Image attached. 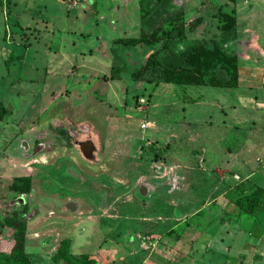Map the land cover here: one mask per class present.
<instances>
[{
	"label": "rangeland",
	"instance_id": "374dc122",
	"mask_svg": "<svg viewBox=\"0 0 264 264\" xmlns=\"http://www.w3.org/2000/svg\"><path fill=\"white\" fill-rule=\"evenodd\" d=\"M92 1L12 0L5 5L0 0V105L10 112L0 120V226L18 206H27L25 250L33 264H68L66 251L80 258L87 253L99 263L127 264L131 261L124 256L118 260L117 251H186L188 225L204 241L207 221L217 218L231 227L236 222L227 215L229 208H220L222 187L213 186L215 175L206 170L186 173L184 166L172 168L187 165V160L177 158L185 157L183 147L204 144L209 108L181 98L173 104L158 96L169 89L156 91L157 84L130 80L128 67L143 63L159 43L138 45L129 54L115 45L111 52V43L106 46L104 41L137 34L133 24L138 0H96L100 15L90 7ZM147 1L143 0L142 14ZM218 7L228 11L232 4L181 0L186 29L203 16L187 31L186 43L196 39L211 43L218 33L213 17ZM114 11L117 15H112ZM22 30L27 35L20 39ZM97 45L101 53L110 55V62L94 61ZM90 48V59L77 54ZM113 56L120 80L107 79ZM186 89H197L195 93L201 95L228 91L210 86ZM161 99L164 104L158 102ZM187 120L199 122L190 129L202 133L197 144L185 143L186 137L179 141L187 130L180 129L181 123ZM157 122L162 124L159 130ZM172 130L175 134H170ZM34 134L43 147L27 151L22 142L30 144ZM19 176L31 178L29 193L9 189ZM232 180L231 174L225 178L227 183ZM211 197L218 200L207 206ZM197 210L201 213L194 215ZM13 233L11 227L0 228V251L10 249ZM221 233L222 229L218 237ZM178 236L181 247L171 248ZM131 238L135 243L127 246ZM220 257L215 251L217 264L227 260ZM224 264L233 263L228 258Z\"/></svg>",
	"mask_w": 264,
	"mask_h": 264
},
{
	"label": "crops",
	"instance_id": "0c3cea01",
	"mask_svg": "<svg viewBox=\"0 0 264 264\" xmlns=\"http://www.w3.org/2000/svg\"><path fill=\"white\" fill-rule=\"evenodd\" d=\"M98 5L96 0L92 1L90 5L96 11L95 15L101 14L97 12ZM137 12L135 16L137 22L133 24L135 27L134 33L137 34L131 36H137L140 32L138 8ZM117 13V11H114L112 15H117ZM235 15L237 23L234 50L239 61L238 82L235 87L228 88V91H215L214 94L213 91H210L205 94L207 97L211 96L209 99L205 98L204 93L202 95L195 93L197 89L189 91L186 89L187 86H176L171 83L160 82L154 88L156 91L169 89L164 94L159 92L158 96L171 99L168 101L173 104L176 103L177 98H181L185 103H193L195 106L205 103V106L207 105V108H209L207 114L209 116L206 119L207 126L204 127L202 135L205 140L204 144L195 148L183 147L184 150H187L184 154L185 157L177 156V158L182 162L187 160V165L178 163L176 166L172 165V168L184 166L185 169L183 170L186 173L188 170H206L215 175L217 178L213 186L215 187L218 184L219 187H222V191L218 195V199L221 200L220 208L227 207L230 209L227 215L235 218V226L231 227L229 223L224 225L217 218L210 223L207 221V227L204 229L207 237L204 241H201L195 234L190 232L194 228L188 225L186 227L188 229L186 251H117L119 253L117 254L118 260L127 258L133 264H217L213 258L216 251L221 259L222 257H226L227 260L230 258L233 264H244L247 260H251V262L248 261L245 264H264V210L259 211L256 215L241 212L234 203V197H237L238 194H233V190L237 185H241L244 191L250 190L254 186L264 188V0H243L242 3L237 0ZM113 28L117 30L115 26ZM35 29L33 28V30ZM21 32L20 39L27 35L26 30ZM112 37L107 40L108 43L104 41L106 46L115 38L125 37V35ZM96 39L98 40V35ZM100 47L99 45L95 47L98 54L95 52L97 56L96 54L93 55L94 61L104 60L110 62V55L107 56V54L101 53ZM92 52L90 48L87 49L86 53L79 51L77 54L80 58H84L86 55L87 57L92 56ZM60 56L66 58L67 54L61 52ZM215 88L224 89L221 87ZM162 99L158 102H163ZM162 104L160 106H163ZM192 121L194 122L192 123ZM182 122L181 124L184 127L180 129L187 128V130L185 135H180L179 141H184L182 137H186L185 143H199L198 140L202 133L199 135L198 130L195 132L190 131L191 125L199 124V122H196V120ZM160 125L162 126L161 123L157 122V130L160 129ZM212 128H215V130H212ZM167 130H169L168 124ZM173 130L170 134H175ZM166 147L169 149L170 146L167 144ZM178 147L175 148L181 150ZM216 159L217 161H215ZM242 173H245V179L242 178ZM230 174L233 180L232 183H227L225 178ZM213 190L215 188L212 187L211 191ZM208 199L207 206H213L218 200H214L212 197ZM200 213L201 210H197L194 215ZM220 226L224 233H221L218 237L221 230L219 229ZM153 236L156 235L153 234ZM179 239L178 236L177 240L171 244V248L181 247L179 246ZM135 240V238H131L127 246L134 244ZM159 242V240H155V243L158 244ZM155 243L152 242V244ZM161 246L163 247L164 244ZM174 253L175 256H173ZM120 256H124V258L121 259ZM227 260L223 259V264ZM131 262L127 264H132Z\"/></svg>",
	"mask_w": 264,
	"mask_h": 264
},
{
	"label": "trees",
	"instance_id": "16d2710c",
	"mask_svg": "<svg viewBox=\"0 0 264 264\" xmlns=\"http://www.w3.org/2000/svg\"><path fill=\"white\" fill-rule=\"evenodd\" d=\"M12 0H3L6 5ZM232 4L228 11L223 7L213 13L217 22L218 33L213 37L210 44L196 39L188 41L187 31L193 30L199 25L203 16H197L188 29L182 19L184 12L181 8V0H148L147 9L142 14L143 0H138L139 28L137 36L117 37L109 46L111 52L115 45L123 46L127 54L138 45H155L159 48L150 52L146 60L141 64L128 67L130 80L148 84L160 82L171 83L176 86H211L221 88H233L238 82V55L234 50L236 30L235 5L237 0H227ZM167 24V25H166ZM169 28L166 29V26ZM194 40V39H193ZM198 40V41H197ZM110 67V75L107 79L120 80L119 68L115 64V56ZM115 65V66H114ZM133 65V64H131ZM8 109L0 105V120L4 115H9ZM167 149V147H166ZM9 189L16 194L29 193L31 190V178L19 176ZM234 203L239 210L256 215L264 210V188L254 186L244 191L241 185L233 190ZM7 226L14 229L12 245L8 251H0V261L9 264H33L31 255L25 250L26 220L16 212L6 215L1 227ZM172 230V229H171ZM171 231H168L170 233ZM58 257L64 260V253L59 251ZM69 256L68 264H105L99 263L87 253L73 255L66 251ZM76 261L75 263H73Z\"/></svg>",
	"mask_w": 264,
	"mask_h": 264
},
{
	"label": "flooded vegetation",
	"instance_id": "af4514ba",
	"mask_svg": "<svg viewBox=\"0 0 264 264\" xmlns=\"http://www.w3.org/2000/svg\"><path fill=\"white\" fill-rule=\"evenodd\" d=\"M41 143H43V142H41V140L38 138L37 134H34V137L32 139V142L30 144L27 143L28 146H27L26 149H27V151H30V150L33 151L36 147L38 149L39 148H42L43 145ZM80 147L84 148L85 146L83 145V146H80ZM87 155H90V154H87ZM13 212H16L23 219H26V217H29L30 216V213H29V211L27 209V206L24 205V204L18 206L16 209L13 210Z\"/></svg>",
	"mask_w": 264,
	"mask_h": 264
},
{
	"label": "water",
	"instance_id": "95a60500",
	"mask_svg": "<svg viewBox=\"0 0 264 264\" xmlns=\"http://www.w3.org/2000/svg\"><path fill=\"white\" fill-rule=\"evenodd\" d=\"M22 145L24 146L25 145V149L27 148V146H28V144H27V142L26 141H23L22 142ZM38 149H35V152L37 151Z\"/></svg>",
	"mask_w": 264,
	"mask_h": 264
}]
</instances>
